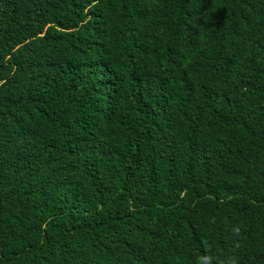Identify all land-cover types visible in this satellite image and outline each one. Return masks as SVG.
Returning a JSON list of instances; mask_svg holds the SVG:
<instances>
[{"label":"trees","instance_id":"obj_1","mask_svg":"<svg viewBox=\"0 0 264 264\" xmlns=\"http://www.w3.org/2000/svg\"><path fill=\"white\" fill-rule=\"evenodd\" d=\"M0 264H264V0H0Z\"/></svg>","mask_w":264,"mask_h":264}]
</instances>
